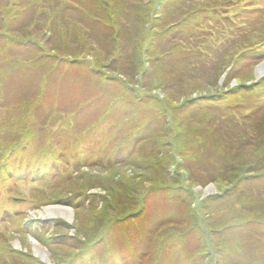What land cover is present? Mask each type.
I'll use <instances>...</instances> for the list:
<instances>
[{
    "label": "rangeland",
    "instance_id": "1",
    "mask_svg": "<svg viewBox=\"0 0 264 264\" xmlns=\"http://www.w3.org/2000/svg\"><path fill=\"white\" fill-rule=\"evenodd\" d=\"M3 1L0 0V10H4L6 13H0V21L1 19H6V24H12V27H10L12 31L8 35H4L2 40L0 38V124L4 126L2 130L4 132H0V146L12 143L9 142L10 140L12 141L10 135L3 134L7 130L12 135H15L19 129H30L32 132L29 140L24 138L23 141H19L17 145L18 151L10 159L12 161L11 171L15 174L19 173L16 164L21 163L22 160L24 161L26 157H29L33 163L38 162L30 171L34 175L46 172L50 177L57 179L60 175L75 172L73 175H77L78 181L72 179L71 181L74 182V185L80 181L81 183L84 182V187L88 188L87 193H99L101 192L99 190L103 189L104 186H113V192L118 197L114 205L128 210L125 211L127 213V225L123 228L119 227L120 229L118 230H112L102 244L93 249L85 250L84 255L78 257L79 252L76 250V246H72V244L52 246V252H49L30 236L28 231L19 232V234H15V232L7 233V230L19 227L20 219L16 218L17 213H20L25 221L27 220L25 222L27 225L31 223L43 226L39 235H49L53 226V220H60L71 226L72 228L68 229L71 233L74 231L73 226L75 222L83 230L89 229L90 226L95 225L99 220L98 210L92 213V209L89 210L91 211L89 214L82 213L75 216V212L65 205H44L38 209H34L32 206L34 202L30 200L20 205H12L4 196V188L9 183L8 180H5V176L2 179L0 178V244L4 243L6 246L8 243L14 248V251L28 254L40 264H55L57 262L61 264L63 262L65 264H137V259L136 261H131L132 254L130 250H138L136 247L140 243L138 238L141 233L153 221H162L170 214L178 213V215H185L189 211L187 205L181 204L179 194L176 192L174 194L170 193L168 192L169 189L178 185L189 190L192 194V199H195L192 207L196 210L197 208L199 209L197 205L201 201L210 200L211 197H220L223 193L222 191L218 192L217 187L220 184L215 183L217 181L208 183L203 187L194 186L190 188L186 177H184L186 174L183 176L184 171L178 168L180 163L179 158L176 154H173L169 147L162 149L163 156L161 158L164 160L154 162L158 173L151 172L152 174H147L145 172L135 175V172L131 170H135L136 168L145 170V156L152 154V150L155 151V154L160 153V144L165 140L163 138L165 134L162 132L164 128L163 121L156 117L153 113L154 111L148 105L141 104L135 100V94H147L157 100L154 103H161L165 107L166 101L168 103L174 102V106H176L177 100L178 104L182 99L189 97L195 99L196 97H200L198 95L204 96L202 93H206V91L200 88L205 86V82L207 83V89H210V91L214 90L212 87L213 83L210 84L211 81L214 82L213 79L208 81L201 78L195 79L201 74L197 71L200 67L199 63L203 60V55L208 56L210 54V38H199V43L202 46L200 52L203 55L193 49L187 53H184L183 49L180 48V50L176 51L174 45L180 36H182L181 33L186 30L191 31L194 25H197L202 31L208 30L209 25L203 20L206 16V11H208L207 9L197 10L199 13L189 14L183 20L181 18L187 15L188 11L194 10L199 5H210L215 0H125L124 3V0H116L118 5H122L123 3L124 8L132 14V17L136 18L137 25L132 26V24H129L130 22L126 21L125 24L122 23L118 28L115 27L112 30L115 37L112 44L108 42V32L97 27L93 29L95 33L92 35L95 39L98 36L102 40H97L99 44L95 42L92 46L98 50L105 47L108 43V48L114 46L115 49L120 50L118 51V54L122 53L120 58L125 56L128 62L134 65H137L138 62L140 77L132 78L127 83L123 82L125 78L121 75L107 71L111 69V67H107L109 62L105 63L106 67L102 68L99 74L95 75L93 73L94 70H91L85 61L89 62L88 58L92 57L94 51L88 48V45L85 46L84 42L80 44L76 43V45L70 43L73 42L72 39L81 38L83 35L82 28L75 26L71 28L66 27L67 29L61 30L64 22H61L59 19L64 16L71 18V21L77 22L83 28L84 26L87 28L92 27L91 16L93 15L94 2L96 3L98 0H24L31 7L27 12L22 7V2L19 3V0H17V9L24 13L22 14L21 12L20 15H14V12L10 13L16 6L9 5V8L5 10L6 7ZM250 1L244 0V2L251 4L252 2ZM232 2L235 3V0H232ZM51 3L52 7H48L47 9L46 6ZM72 3L75 5L73 6ZM250 12L249 10L246 15ZM241 15L246 17L244 14ZM252 15L249 14V16ZM52 17L57 18L58 21ZM46 19L53 20L52 27L48 31L43 28V22ZM145 19L147 20L145 21ZM153 20L157 23L155 29L160 33L154 39V47L153 45L151 46V52H155L154 57L157 60V64L153 65L146 77H143L146 61L144 63L140 60L141 53L136 48V51H134L136 45L134 36L140 35L146 39L142 33L146 35L147 30L153 28L151 27ZM135 23L133 19V24ZM172 23L175 25L165 30ZM6 24H0V28ZM22 27L23 30L21 32L20 28ZM133 27L137 30L133 29ZM261 31L262 27L257 32L260 33ZM248 34L244 35L242 39L257 41L264 39V35H259L258 38L255 33ZM21 36H27L28 38L35 36L34 40L50 38V42L52 43L50 44V49H54L55 46H64L69 54L76 53V56L79 55L80 62L73 65L59 62L62 64L58 63L57 66L52 65L51 61L41 59L39 49L35 50L34 48L29 51L22 47L19 43L27 37ZM13 39L15 41L18 40L19 43ZM202 41L204 42L203 45ZM1 46L6 48L2 49ZM43 48L47 50L45 48L48 47L43 45ZM85 49L89 50V54H85L86 58L85 55L78 53L83 52ZM168 50L172 51L171 54L166 52ZM254 52L256 53V51ZM165 53H167L168 57H166ZM118 54L116 51L115 55L117 56ZM18 60L23 62V64H18ZM140 62L142 65H140ZM227 62L231 64L233 56ZM263 62L264 57L260 58L253 68L250 69V76L253 78L252 82L264 78V76L257 78L255 75L256 68ZM172 66L176 67V69H171ZM234 66L241 72L247 69V67L241 66L238 63L234 64ZM232 67L233 64L228 69ZM95 68L98 69L97 67ZM188 68L195 70L194 75L197 77L188 74ZM262 70L264 69L262 68ZM121 77L123 80L120 79ZM172 80L176 81L175 83L179 82V84L182 82L181 87L177 86V88H173L172 90ZM157 81L163 83V88H160L161 85L160 83L157 84ZM223 81V77L217 80L220 87ZM252 82L247 81L246 84L249 85ZM145 85H147L148 91H145ZM229 87L238 88L236 79H232L229 82ZM162 89L165 91H163L164 93L161 91ZM235 91L234 94L236 96H231L226 104L240 107V104L245 103L247 100H245L242 92ZM238 107L228 114L232 113L236 117L243 115V109L241 110V107ZM181 109H183L182 105L177 106L174 112H179ZM200 110L199 114L202 111L207 114H214L212 111ZM224 112H228L227 109ZM177 119L180 118L178 117ZM146 126H149V131L146 129ZM171 126L174 127V124H171ZM116 129L120 130L118 135ZM144 130L147 131L146 136ZM134 136H139L140 138L145 136L148 139L139 145L138 149L140 151L138 156L129 157L127 162L130 163V166H126V169H124V166L120 169L111 168L112 170L107 173L105 171L99 173L102 171L92 164L94 160L99 158L100 160L106 158L119 159L124 153L135 154ZM116 137L118 138L116 139ZM214 141L211 139V143H214L211 145L216 146V148L210 154L208 151L204 154L205 166L203 167L209 173L217 172V169H220L222 165H227L229 162L224 155V160L214 159L215 155H218L217 151L220 150ZM242 142L244 145L245 142ZM258 143L254 146L251 144L249 146L245 143V150L242 149L243 145L238 146L239 148L233 147L235 149L233 151L234 159H231L230 162L235 165L236 162L237 164L241 162L246 163L251 158L253 159L254 156H257L255 155L257 146L262 147L263 145L262 143ZM150 144H155V149H150ZM23 146H25L26 151L21 150ZM170 151L173 154L171 158L167 156L170 155ZM263 153L264 151L260 155ZM0 155L1 158L3 157L6 160L8 149L0 147ZM230 162L229 165H231ZM8 172L9 170H6V175ZM93 176H102L104 180L102 181L98 177H95L94 183L87 182L93 179ZM148 177L152 178L151 181ZM196 177L198 176L196 175ZM113 180L116 183L122 182L123 185L120 187L112 182ZM144 180L150 181L151 184H143ZM34 186L36 188L39 187V185L27 184L19 186V190L22 195L27 196L29 190ZM240 187L244 188L241 195L240 192L238 194L236 192L229 193L227 194L229 196L218 205L210 206L214 210V207H226V212L228 213L226 217L219 213H217L218 217H216L215 211H210L211 213L214 212L212 216L216 222L222 224L224 221L227 223L231 219L237 223L252 219L258 220V218L264 220V179L251 180L246 186ZM127 190L131 192H124ZM223 190L227 191L229 188ZM37 199H39V196L34 197V201ZM141 203L145 204L144 207H140ZM136 204L138 205L135 206ZM115 206L110 208L111 211L106 219L114 218L115 215L112 214L114 211L119 212ZM52 207L67 209L71 213V219L68 221L61 217L46 216L44 209ZM140 209H142L143 213L141 212V215L138 217L135 216L133 213L136 210L140 211ZM39 212L43 213L44 216L42 217ZM3 232L5 233L4 235ZM65 232L67 230H64L62 233ZM232 235L233 237L231 240L229 239L230 241L227 240V233L220 238V242L229 247V252L230 248L234 251V253L229 254L230 257H227L228 259L224 264H264L260 260L264 258L262 257L264 255V226L260 229L258 224L252 222L247 224L243 230L238 228L235 233L232 231ZM11 236L13 238L9 240ZM32 239L35 241V245L43 251L44 257L35 254ZM170 242H175L176 245H172ZM170 242L158 246L151 253V261L148 264H190L191 258L189 256H192V252L190 251L194 250V238H185L184 242H181L180 238L176 236ZM178 246L182 250L178 249ZM1 256L3 257L0 259V264H22L21 259L12 256L17 259L13 261L12 257L8 256L4 250L0 251ZM214 260L216 261L212 257L210 264H214Z\"/></svg>",
    "mask_w": 264,
    "mask_h": 264
},
{
    "label": "trees",
    "instance_id": "2",
    "mask_svg": "<svg viewBox=\"0 0 264 264\" xmlns=\"http://www.w3.org/2000/svg\"><path fill=\"white\" fill-rule=\"evenodd\" d=\"M16 2L17 0H4L3 4L5 3V10L9 8V5L13 7L16 6V8L12 9L10 13L14 12V15H20L22 11L17 9ZM18 2H22V7L25 8L26 12L31 8L29 4L24 0H19ZM124 2L125 0L123 1V3ZM250 2L252 3H246L244 2V0H235V3L232 2V0H215L214 2L210 3V5H199L194 10L188 11V14L181 18V20H183L189 14L199 13V11L197 10H208L206 11V16L203 18V20H205L209 25L208 30L202 31L201 29H199V27H197V25H194L191 31L186 30L181 33L182 36H180V38L176 41L174 47L176 51L183 49V52L187 53L188 51L193 49L196 52L202 54L200 52L202 46L199 43V38H210V54L208 56L202 54L204 57L202 62L199 63L200 67L197 72L201 74L197 77L196 75H194L195 70H190L189 68V72L187 73L196 76V80L199 78L207 81L213 79L214 82L211 81L210 84L213 83L212 87L214 90L210 91V89H207V83L205 82V86H202L200 88L206 91V93H202L204 96L198 95L200 97H196L195 99H191V97L182 99L178 104L177 100L176 106H174V102L168 103V101H166L164 105L165 107H163L161 103H154L157 100L147 94H135L134 96L135 100H137L141 104L148 105L150 109L154 111L153 113L156 115V117L163 121L164 128L162 132L165 134L163 136L165 140L160 144L161 152L155 154V151L152 150V154L147 155L144 158V160L146 161L144 163L146 164L145 170L141 168L140 170L137 168L135 170L131 169L133 172H135L134 174L140 175L145 172L147 174H150L151 172L158 173L154 162L164 160L163 158H161L163 156L162 149H164L165 147H169L173 154H176L179 158L180 163L178 165V168L184 171L183 176L186 174V176L184 177H186V181H188L190 188L194 186L203 187L208 183L217 181L215 183L220 184L217 187L218 192H223L220 197H211L210 200L207 199L208 201H201L197 205L199 209L197 208L196 210L194 207H192L195 199H192V194L189 190H187L186 188L184 189V187L178 185L169 189L168 192L173 194L174 192H176L179 194L180 200L182 202L181 204L187 205L189 211L185 215H178V213L170 214L166 219L162 221H153L141 233L138 238V240H140V243L136 247L138 250H130V253L132 254L131 261H136L137 259V264H148L149 261H151V253L156 250L158 246H162L165 243L173 241L176 236L180 238L181 242H184L185 238H194V250L190 251L192 252V256H189L191 258L190 264H210L212 257L216 259V261L214 260V264H224L228 259L227 257H230L229 254L234 253V251L231 248L230 252L228 251L229 247H226L220 242L221 237H223L227 233V240H231L233 237V235L231 236L232 231L235 233L236 229L238 228H240V230H243L247 224H250L252 222L258 224L260 229L264 226V220H262V218H258V220L252 219L245 222L242 221L241 223H237L231 219L229 222L225 223L224 221L221 224L219 222H216L214 217L212 216L214 212H210L215 211L216 217H218L217 213L221 214L224 217L228 216L226 207H214V210L210 206L218 205L227 196H229L227 195L229 193L236 192L238 194V192H240L241 195L244 188L240 186H246L249 181L257 180L258 178L264 179V153L260 155V153L264 151V148H262L264 147V78H261L256 82H252L253 78L252 76H250V69L253 68L254 64H256L257 61L260 60V58L264 57V39L260 41L253 39H242L244 35H247L248 33H255L257 34L256 37L258 38L259 35H264V0H251ZM73 3L72 5L74 6L75 4ZM123 3L122 5H118L116 0H98L96 3L94 2L93 15L91 16V22L93 26L89 28L85 26L83 28L77 22L71 21V18L65 16L61 17L59 20H61V22H64L63 26L60 25L61 30H65L67 28L75 26L82 28L83 35L81 36V38L72 39L73 42L70 43L76 45V43L80 44L84 42L85 46L88 45V48L94 51V53H92V57L88 58L89 62L87 63V61H85V63L88 64L91 70H94L93 73L95 75L99 74L102 68L106 67V62H109L107 67H111V69L107 71H109V73L114 72L117 73V75H121L125 78L126 81L123 80L122 77L120 79L123 80V82L127 83V81L129 82V80H131L132 78L134 79L137 76L140 77V71L138 72V62L137 65H134L130 64L125 56H123V58H120V55L122 54H118V51L120 50L115 49L114 46L108 48V43L105 47L98 50L92 46L95 42L102 40L99 39L98 36L97 39H95L92 35L95 33L93 32V29L97 27L108 32L107 39H109V44H112V41H114L115 38L114 32L112 30H114L115 27L118 28V26H120L122 23L125 24L126 21L130 22L129 24H132V26L137 25V21L135 20L136 18L132 17V14H130V12L124 8ZM46 7L47 9L48 7H52V3L50 5H47ZM249 10L251 12L246 15ZM1 12L5 11L0 10V13ZM22 14L24 13L22 12ZM241 14H244L247 19ZM249 14L253 15L249 16ZM52 18L54 20L57 19L55 17ZM133 19L134 22H136L135 24H133ZM5 20L6 19H1L0 24H6L7 22L5 23ZM11 20H13V18H11ZM146 20L147 19H145V21ZM52 24V19H46L43 22V28L47 29L46 31H48L50 27H52ZM156 24V21L153 20V24L151 25V27L153 28L147 30L146 35L142 33V35L145 36L146 39L142 38V36L140 35L134 36V40L136 43L134 51L137 50L139 53H141V61H146V67L144 69L145 72L143 73V77H146L148 71L153 67V65L157 64V60L154 57L155 52H151V46L153 45L154 47L155 44L154 39L158 34L160 35L159 31L155 29ZM174 25L175 24L172 23L169 27L165 28V30L173 27ZM10 27H12V24H6L2 28H0L1 40L4 35H8L9 32L12 31ZM261 27L262 31L260 33L257 32ZM133 29L135 28L133 27ZM20 30L22 32L23 27L20 28ZM100 36L102 35L100 34ZM34 38L35 36L33 38L27 37L25 38V40L20 41V43L18 40H13L21 44L22 47H24L26 50L30 51V49L34 48L35 50L39 49L41 59L49 60L51 61V64L55 66H57L59 62L69 65L78 64L80 62V59L78 58L79 55L76 56V53V55L69 54L68 50H66L64 46H55L54 49H50V44H52L50 42V38L45 40H34ZM203 44L204 42L202 41V45ZM43 45L48 47L45 48L47 50H44ZM1 48L5 49L6 47L4 48L1 46ZM94 49L97 51H95ZM116 51L118 54L117 56L115 55ZM254 51H256V53ZM166 52H168V54H171L172 51L168 50ZM78 53L80 55H85L86 53L89 54V50L85 49L83 52ZM160 54L164 55L163 53ZM165 55L166 57H168L167 53H165ZM232 56L233 62H231L230 64L227 61ZM19 63L23 64V62L18 60V64ZM236 63L240 64L241 66L244 65L245 67H247V69H245V71L243 72L238 71L234 66V64L236 65ZM232 64L233 67L231 69H228ZM140 65H142L141 62ZM168 65L171 66L170 64ZM95 67H97L99 70ZM171 69H176V67L172 66ZM221 77H223L224 81L222 86L220 87L217 80ZM232 79H236L238 88L229 87V82ZM247 81H250L252 83L247 85ZM175 82L176 81L174 80H172L171 82L173 86L172 90L173 88H177V86L181 87L182 85V82L180 84L179 82ZM159 83L161 85L160 88H163V83L157 81V84ZM145 87V91H148L147 85H145ZM127 89L130 90V88ZM130 91L135 92L133 90ZM161 91L163 92L164 90L162 89ZM234 91L242 92L245 100H247L245 101V103L240 104L241 108L235 105L226 104L231 96H236V94H234ZM181 105L183 109H181L179 112H174L176 111V107H179ZM236 107L240 108L241 110L243 109L244 114L240 115L239 117H236L232 113L228 114ZM200 109L212 111L214 112V114H207L203 111L199 114V111H201ZM226 109L228 112H224ZM178 117L180 119H177ZM171 124H174V127H172ZM0 126L2 127H0V132H4L2 131L4 128L3 124H0ZM148 127L149 126H146V129L149 131ZM116 130L118 135V132H120V130ZM146 133L147 131L144 130L145 136ZM3 134L7 136L10 135L12 141L10 140L9 142L12 143L0 146L8 149L6 160H4L3 157L1 158L0 155V178L2 179L6 176L5 180L9 181V183H7L4 188V196L12 203V205H20L27 200H30L34 202V204L32 205L34 209H38L44 205L59 204L70 207L75 212V216L82 213L89 214L91 212L89 210L92 209V213H95V211L97 210L99 213V220L97 222L94 221L96 222L95 225L90 226V228L87 230H83L82 228H80L74 220L75 225L73 226L74 231L72 233L70 232V230L68 231L69 228H72L71 226L64 223L63 221L53 220V226L49 235H39V232L41 231L43 226H37L31 223L27 225L25 223L27 220L25 221L23 217H21V214L17 213L16 218L20 219V225L17 229L7 230V233L15 232V234H19V232L28 231L30 236H32L42 247H45L49 252H52V246L55 247L59 244H72V246H76V250L79 252L78 257H80L85 254V250L93 249L96 246L102 244L105 241L106 237L110 235L112 230H118L120 229L119 227L123 228L127 225V213H125V211H127L128 209L126 210L125 208L123 209V207H117L114 205L117 202L118 197H116V194L113 192V186H104L103 189L99 190L101 191L99 193H87L88 188L84 187V182L81 183L80 181L75 183L74 185V182L71 181L72 179L78 181L77 175H73L75 172L60 175L59 177H57V179H55V177H50L49 174H46V172L39 175H34V173L31 174V169L34 165L38 164V162L33 163L31 158L29 157H26L24 161H21V163L16 164V168L19 170V173H13V171H11L12 161L10 159L14 157L16 152L18 151L17 145L19 141H23L24 138H27V140H29V136L32 135V132L30 131V129H19L18 132L15 133V135H12L9 130H7V132ZM145 136L142 138H140L139 136H134L133 142L135 145V154L124 153L119 159L106 158L104 160H100L99 158L94 160L92 164H94L96 168L102 171L99 173H103L104 171L105 173H107L108 171L112 170L111 168L120 169L123 166L125 167L124 169H126V166H130V163L127 162L129 157L139 155V145L144 143L148 139V137ZM118 137L120 138V136ZM118 137H116V139ZM170 138L172 140V144ZM211 139L215 140V144H217L218 148L220 149L218 151L216 150L218 152V155H215L214 159L220 161L224 160V156L229 160V162L231 161V159H234L233 151L235 149L233 147L239 148L238 146L243 145L242 141L247 143L249 146L250 144L254 146L258 142L260 144L262 143L263 145L262 147L256 145L257 150H255L257 152L255 155L257 156H254L253 159L251 158L250 161L246 163L241 162L239 164H237L236 162L235 165L231 162V165H229L228 162L227 165H222L220 169H217V172L209 173L204 169L203 166H205V152L208 151V153L210 154L211 151L216 148V146L211 145L214 144L211 143ZM245 143L242 148L243 150L246 149ZM150 147V149H155L156 145L150 144ZM21 150L26 151L25 146H23ZM171 151L169 152L170 155H167L170 158L171 155H173L171 154ZM6 170H9L7 175L5 173ZM196 175L198 177H196ZM95 177H98L102 181L104 180L102 176ZM95 177L93 176V179L89 178L90 180H88L87 182H90L91 184L94 183ZM137 178L140 179L139 177ZM148 178L151 181L152 178ZM150 181L144 180L143 184L150 185ZM112 182L116 183L115 180H113ZM27 184L39 185V187L36 188V186H34L29 190L27 196H25L21 194L19 186ZM116 184L120 187L123 185L122 182ZM224 186H226V188H224ZM81 187L83 188L81 189ZM227 187L229 188V190H223L228 189ZM124 192L130 193L131 191L127 190ZM38 196L39 199L34 201V197ZM137 205L138 204H136L135 206ZM144 205L145 204L141 203L140 207H144ZM113 206L118 208L117 210H119V212L114 211L112 213L113 215H115V217L112 218L113 220L111 218L106 219L111 211L110 208H113ZM141 212L142 209H140V211L136 210L133 214L138 217L141 215ZM64 230H67V232L62 233ZM31 231L33 232L31 233ZM4 234L5 233L3 232V235ZM12 238L13 236L9 237V240ZM170 244L176 245L175 242H170ZM177 248L182 250V248H180L179 246ZM2 250L6 251L7 255L10 257L14 256L17 259H21L22 264H40L37 260H33L30 255L14 251V248L8 243L6 244V246L4 245V243L0 244V251ZM2 257L3 256H1L0 259ZM262 257H264V255H262ZM15 258L12 257L11 259L15 261L17 260ZM260 260L264 263V258ZM55 264L61 263L57 262ZM63 264L65 263L63 262Z\"/></svg>",
    "mask_w": 264,
    "mask_h": 264
},
{
    "label": "bare ground",
    "instance_id": "3",
    "mask_svg": "<svg viewBox=\"0 0 264 264\" xmlns=\"http://www.w3.org/2000/svg\"><path fill=\"white\" fill-rule=\"evenodd\" d=\"M262 64V67L264 69V63H261ZM257 78H260L262 76H264V70L262 71H259L258 75H256ZM41 212H39L40 214ZM44 213L46 216L48 217H61L63 219H66V220H70V216H71V213L67 210V209H63V207H52V208H46L44 209ZM41 216L43 217V213H41ZM40 216V217H41ZM32 242H33V250L35 252V254L37 256H42L44 257V253L42 250H40L37 245H35V241L32 239Z\"/></svg>",
    "mask_w": 264,
    "mask_h": 264
},
{
    "label": "water",
    "instance_id": "4",
    "mask_svg": "<svg viewBox=\"0 0 264 264\" xmlns=\"http://www.w3.org/2000/svg\"><path fill=\"white\" fill-rule=\"evenodd\" d=\"M264 63V62H263ZM262 64H260L257 68H256V73H255V75H258V73H259V71H261L262 70ZM263 71V70H262ZM257 77V76H256Z\"/></svg>",
    "mask_w": 264,
    "mask_h": 264
}]
</instances>
